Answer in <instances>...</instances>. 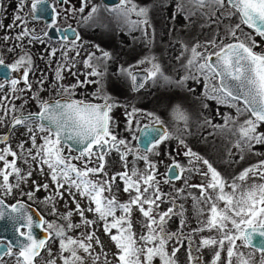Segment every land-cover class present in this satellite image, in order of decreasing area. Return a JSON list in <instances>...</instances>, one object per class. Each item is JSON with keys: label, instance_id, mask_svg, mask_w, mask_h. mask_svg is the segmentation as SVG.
<instances>
[{"label": "snow or ice", "instance_id": "6c2138e0", "mask_svg": "<svg viewBox=\"0 0 264 264\" xmlns=\"http://www.w3.org/2000/svg\"><path fill=\"white\" fill-rule=\"evenodd\" d=\"M45 0H34L31 8L36 10ZM198 7L215 6L218 9H224L227 16H239V23L234 27L227 29V36L231 37V42L224 43L223 40L217 43L215 40L208 41L205 45L199 43L190 49L184 46V51L190 52V57L184 65L187 74L179 81H172L166 76L161 65L157 62L155 56H146L140 60L139 64H150L151 67L146 70L144 80H140L137 74H134L129 68L121 67L119 69L122 75H126L130 81L133 90L138 91L144 87L147 80L156 81L157 78L167 83H176L183 85L189 79H204L203 97L206 100H216L221 104H228L236 107L237 118L226 117L225 125H212L213 127H227L228 124H237L239 115L249 114V118L239 123L236 132L240 139L235 147L243 151L245 146L251 147L253 143H264V133H257L259 124L264 123V53H257L253 49L257 47V42L252 39L249 34H244L243 38L237 35V31L241 30V25L254 30V32L264 38V0H191ZM121 7L119 12L125 18L131 29L139 28L145 36L148 35V28L151 26L148 18L149 8L138 6L134 0H120ZM177 10L183 11V5L177 4ZM84 12V8L79 9ZM97 7H92L90 13L83 17V23L87 24L97 13ZM135 15L138 19L132 20L131 16ZM20 20V16L15 17ZM31 36V33L25 29L17 37V40H23L25 37ZM7 39V37H6ZM31 39L39 40L38 36H31ZM77 35L72 41L68 51L76 50ZM31 42V40L29 41ZM150 42V41H149ZM207 45L212 46V51L207 50ZM22 47V45H21ZM99 57L96 53H89L84 61V67L89 69L85 75L84 81L77 80L70 86L60 84L63 80V72L65 70L71 72L75 64L71 65L57 64L54 69V82L52 88L57 89L58 99L49 98L42 99L39 91H43L44 79L38 81L41 86L39 91L32 97L37 102L38 110L36 112H28L25 114L23 108L17 109L14 104L4 103L9 97H0V126H4V121L10 116L11 121L8 125L15 128L18 125L24 126L30 133L31 146L25 149L24 144L19 145L21 153H26L23 162L28 163L29 160L35 161L41 172L46 166L49 171V177L52 184L51 193L45 198V203L52 206L51 215H57L58 209L55 204L58 199H63L66 190L72 196L75 202V209L60 214L57 220L51 222L45 220L41 226L45 227L49 238L55 237L59 241V259L62 264H84V257L80 252L93 255L94 248L92 241L96 245L103 248L100 239L95 235L94 231L80 233L79 236L73 237L68 232L76 228H91L96 223L85 216V211L92 212L96 217L103 221L104 232L109 236L110 241L115 245L117 253L115 257L118 264H153L154 258H159L160 264H177L176 253L180 250L179 246L183 245V240L188 239L191 243V235L185 237L182 230L177 232H169L165 229L167 219L172 215L179 214L183 217V205H180V211L177 213L176 198L171 194H165L160 189V181L157 179V166L149 158V154L158 155L155 150L165 140L173 138V134L167 129H163L164 121L156 113L148 112L145 115L152 121V124L145 125L142 129L144 134V150L143 153L134 148L125 139H120L113 131L112 110L119 106L114 99L104 91L102 83L106 75V62L111 59L108 51L99 49ZM204 48V51L198 49ZM56 50L50 53L55 56ZM76 56L79 51L76 50ZM65 61H67V51L64 52ZM72 59H75L74 57ZM95 61V62H94ZM0 66L3 69H10L13 72L23 71V83L28 90H31L32 84L29 82V73L33 71L32 56L28 52H23L19 58L11 64H5L3 58H0ZM198 74V75H197ZM88 77H96L95 80H89ZM13 93L23 91L17 89L20 83L17 79L10 82ZM98 85L97 91L93 93L99 103L75 99V89L84 84ZM4 84L0 83V89L4 88ZM189 91H192L189 89ZM19 99L20 97H14ZM244 107H240V103ZM204 107H208L204 104ZM136 108H132L126 115L129 120V128L131 121L136 116ZM19 112V115L16 113ZM174 116L177 120H181L187 127L188 116L179 105L173 109ZM205 123L211 124L210 120ZM161 126V127H157ZM40 136V143H37V135ZM179 144L184 145L186 151L183 155L189 157V165L191 167L185 169L179 162H175L168 169V177L171 179H180L184 171L197 172L206 179V183L188 184L185 179V185L188 188H197L200 196H192L194 204L199 215L204 214V209L200 208V204L208 205V218L201 221V227L194 229V232L216 230L219 238L208 236L200 240V245L204 248L214 249V255L211 264H220L221 254L225 252V264H252V256H245V253L239 251L241 247H256L262 255L260 264H264V241L260 245H253V237L255 234L264 237V160L245 168L238 176L231 181L226 180L221 173L213 166L209 160L200 156L189 148L185 141L179 137H175ZM9 136L7 134L0 135V144L5 147L0 148V162H3V168H0V187L4 189L5 194L13 190V185L9 182V177L15 174L17 184L19 181L26 179L21 176V169L17 167L16 161L20 159L17 152L11 145L7 144ZM135 139V137H134ZM68 141H72L79 146L78 154L72 155L73 151H77L72 145H67ZM67 145L68 153L65 154V146ZM115 150L123 164L124 171L118 172L111 178H107L105 172V157L111 151ZM133 156L134 160H142L145 168L141 171L136 167L135 163L129 169L128 157ZM9 157L13 159L9 160ZM240 159H243L241 155ZM73 161H81L80 165ZM206 166V170L202 171L197 164ZM94 165V166H89ZM103 174L104 179L93 180L92 176ZM32 175L29 171L26 176ZM259 179L261 182L247 184L249 177ZM119 178L123 182V191L129 194L126 202H121L112 194V185ZM165 180V182H169ZM67 185V189L65 186ZM43 188L49 190L47 183L37 185L36 191ZM226 188L230 191H226ZM78 192L82 197L87 198L89 205L87 209L81 207V204L75 200V194ZM177 194H183L184 189H177ZM109 195H105V193ZM34 192L26 195L29 199L34 197ZM165 195L171 197L172 207L166 211L158 212L160 203L163 202ZM223 203L224 207L219 205ZM3 201H0V205ZM136 208L144 222L142 224L143 231L139 234L133 231L132 211ZM117 211L121 215L117 216ZM12 212L18 213L21 217L25 216L26 209L23 203L12 205ZM78 213L80 216L79 223L72 222L73 214ZM4 217V213L0 211V219ZM167 218V219H166ZM27 232H20L25 237L26 243L21 245L18 259L21 264H35L36 258L46 248V240L37 239L32 232L33 218L30 214L26 215ZM184 220L181 219L180 226L183 228ZM231 225V227H229ZM23 226V225H22ZM115 230V231H114ZM175 240L176 247L171 252L168 250L169 241ZM240 241V245L237 244ZM51 257V250H48ZM5 254H12L9 246ZM104 264H109L107 254L105 253ZM143 256V260H141ZM99 255H95L93 264H98ZM195 260L199 264V258L193 257L191 249L189 250V261ZM46 264H57L55 258L47 260Z\"/></svg>", "mask_w": 264, "mask_h": 264}, {"label": "trees", "instance_id": "16d2710c", "mask_svg": "<svg viewBox=\"0 0 264 264\" xmlns=\"http://www.w3.org/2000/svg\"><path fill=\"white\" fill-rule=\"evenodd\" d=\"M134 2L138 6L148 7L150 10L148 18L151 26L147 36L139 28L130 30V26L119 12L120 3L109 7L101 0H88L91 8L95 6L98 11L87 24L83 23L82 19L78 26L79 38L83 43H90L94 47L98 45L99 49L111 54V59L104 62L106 64V75L104 76L106 92L123 109L128 108L126 113L130 112L132 108L145 113H156L164 121V125L173 134V137H181L189 148L209 160L228 181L239 175L244 167L264 160V143H253L250 148L245 146L243 151L235 147L240 139L236 128L239 123L249 118L248 113L239 115L236 125L228 124L227 127H213L212 125H225L226 117L237 118L236 107L221 104L216 100H206L203 95H157L162 92L166 93L174 87H177V92L202 93L205 83L202 77L199 80L189 79L183 85L167 83L157 78L155 82L148 80L140 91H134L130 86V79L119 71L121 67L129 68L130 65L127 62L130 59L155 56L164 74L170 77L172 81H179L187 74L184 65L190 57V52L184 51V46L190 49L197 43L205 45L210 40H215L217 43L222 40L224 43L231 42V37L227 36V29L239 23V16H227L223 14L224 9H218L215 6L198 7L191 0H134ZM178 3L183 5V11L177 10ZM90 11L91 9L88 14ZM88 14L86 13L85 16ZM85 16L83 15L82 18ZM131 19L136 20L138 18L132 15ZM244 34H249L251 37L257 35L254 30L242 24L237 35L243 38ZM94 50L96 56L99 57L101 52L96 47ZM207 50L211 52L212 46L207 45ZM198 51H204V48L198 49ZM96 91L97 89L85 94L92 95L90 98L80 99L99 101L93 95ZM204 104H207L208 107H204ZM176 105H179L186 112L188 116L187 127L183 121L174 124L173 109ZM240 107L243 108L244 105L240 103ZM111 116L114 122L113 131L118 138L127 140L131 146L137 148L133 140H128L124 136L125 133L129 132L127 115L125 114L126 120L120 129H117V122L112 113ZM205 120H210L211 124L205 123ZM137 126L136 128H138ZM259 126L263 127V130H257V133H264V123L259 124ZM168 141L170 139L162 143L168 144ZM111 153L110 155H112ZM241 155H243V159H240ZM129 158L132 164L144 163L142 160H134L131 155ZM149 158L153 162L156 159L154 154H149ZM160 189L165 193L161 185ZM182 196L183 194L176 198L175 202L181 204ZM163 203L172 205L168 195L163 198ZM117 213L121 215L120 211ZM118 214L117 216H119ZM44 216L46 220H49V215L45 212ZM175 218L174 215L170 219L166 218L165 229L167 231H181V226L180 229L176 226ZM132 224L133 231L139 234L142 225L133 222ZM183 243L186 245L184 244L185 248L181 251L182 259H184L185 264H190V249L192 256L197 257V254L192 251L195 241L191 237V243L188 239L183 240ZM204 257L208 261L207 256L204 255ZM192 264H196L195 260L192 261Z\"/></svg>", "mask_w": 264, "mask_h": 264}, {"label": "rangeland", "instance_id": "374dc122", "mask_svg": "<svg viewBox=\"0 0 264 264\" xmlns=\"http://www.w3.org/2000/svg\"><path fill=\"white\" fill-rule=\"evenodd\" d=\"M88 0H63V2L60 4L57 2V0H54V11H55V25L60 26V27H65V26H72L74 28L78 27L81 24L82 21V16L87 13L89 9L84 8L85 5H88ZM118 5V4H117ZM90 6V4H89ZM115 6V5H113ZM109 6V7H113ZM83 7L84 12H80L79 9ZM91 7V6H90ZM88 9V10H87ZM224 13V11H223ZM79 31V29H78ZM148 35H149V28H148ZM252 39H254L257 42V47L254 48L255 52L257 53H264V38L254 35L252 36ZM79 47L83 46L85 43L79 38V40L76 42ZM90 46L91 49H95V47L92 44H85ZM67 51V61H65L64 58V52ZM96 52V51H95ZM58 54H61L60 58V63L57 64H64L67 63L71 65L72 63L75 64V67L72 68L71 72L65 70L63 72V80L60 81V84L64 86H70L74 83L79 81H84L85 80V75L89 69H86L84 67V61L86 60V52H84L83 48L79 51V56H76V54L69 52L68 49L62 50ZM75 59H72V58ZM142 60L140 58L138 59H130L128 60V64L131 67V70H147L151 67L150 64L144 63V64H139L138 62ZM56 64V66H57ZM55 65H49L47 71H44V87L46 86V83L48 82V88H44V99H49V98H57V89L52 88L51 85L54 82V69L56 68ZM89 80H95L96 77H88ZM130 81V80H129ZM104 85V78L102 81ZM98 85L88 83L84 84L83 86L77 87L75 89V96L74 98H77V96L81 98H87L83 95L86 93H91V91L96 90ZM148 88V87H146ZM177 88V87H176ZM176 88L174 87L168 90L166 93H158L157 95H182L183 92H177ZM89 89L91 91H89ZM104 91L106 92L105 88ZM107 93V92H106ZM111 96V95H110ZM93 101V100H91ZM128 108H122L121 106H117L113 109L112 115L116 120V126L117 129H120L122 123L125 122L126 120V110ZM148 113V112H147ZM146 113L139 110L136 114V116L132 119L131 121V128H129V132L125 133L124 136L128 140H133L136 143V136L137 132L140 127L152 124V121L145 115ZM173 119H174V124H177L178 121L180 122L181 120H177L174 116L173 113ZM138 125V126H137ZM136 126L138 128H136ZM257 130L261 131L263 130V127L258 126ZM24 134V128L18 129L14 132V136L11 140V142L7 143L11 145L12 149L14 150V146L18 142V138ZM30 134V133H29ZM46 133H39L37 135V143H40V136L45 135ZM135 137V139H134ZM30 140V138H29ZM176 141V142H175ZM31 142V141H30ZM5 147L3 145L1 148ZM15 151V150H14ZM158 152V155L155 156V164L157 166V179L160 181V185L162 186L163 190L165 191L166 194H171V197L178 198L180 195L177 194V189H184V193L182 196V203L179 204L176 202V209L175 211L179 213L180 205H183V217H181L179 214L174 215L176 218V226L179 227L180 229V221L181 219L184 220V225L183 228L181 229L184 236H189L193 237L195 241V245L192 246V251L193 253L197 254L196 256L199 258V264H211V260L214 255V249L212 248H204L200 245V240L203 237H208V236H213L219 238V233L216 230L212 231H203V232H194V229H198L201 227V221H204L208 218V205L201 203L200 208L204 209V214L199 215L197 212V208L194 204V201L192 199V196H189L188 193H192L194 196H200V191L197 188H188L185 185V179L187 180L188 184H201V183H206V179L202 177L199 173L197 172H189V171H184L182 173V177L180 179H175V180H169V182H165L166 178V169L167 167L175 162H179L185 169L191 167L189 165V157H186L183 155L184 151H186L184 145H181L178 143L177 139L173 137L168 141L167 143H161L157 149L155 150ZM18 156L20 159H17L16 164L17 167L21 169V176H25L26 179L20 180L19 181V187H15L17 184L18 180L15 174L9 177V182L14 186L13 189L21 192L25 190V188H29L30 190L34 189L36 190L37 185H43L47 183L49 185V190L45 191L43 188H41V191L44 193V212L49 215V222L53 220H57L59 223H64L63 220H59L58 217L60 214L66 213L69 210H74L76 205L75 202L73 201L72 196L68 194L66 190L64 191V197L63 199H58L56 201V208L58 209L57 215H51L52 212V206L50 204L45 203V198L51 193L52 191V184L53 182L51 181L49 177V171L47 167H44V171L41 172L39 170L38 165L36 164L35 161L29 160L28 163H24L23 159L24 156H26V153H21L20 149H18ZM112 155H107L105 157L106 159V164H105V172L107 173V178H111L113 175H115L118 172L124 171L123 164L120 160L119 154H113ZM13 158L9 157V160ZM73 163H76L80 165L82 162L81 161H73ZM256 164V163H254ZM250 164L246 167H244L240 172H242L245 168L254 165ZM136 167H138L141 171L144 170L145 168V163L138 162L135 164ZM89 166H94V165H89ZM128 166L129 169L133 166L131 163V159L128 157ZM197 167H199L202 171L206 170V166H204L202 163L197 164ZM0 168H3V162H0ZM31 171L32 175L30 177H27L26 174ZM238 176V175H236ZM235 176V177H236ZM93 180L96 179H104L105 177L103 174L99 176H92L91 177ZM165 178V179H164ZM253 182L259 183L261 182L257 178H253L252 176L249 177V179L246 181L247 184H252ZM0 183H2V180H0ZM123 182L117 178V180L113 183L112 185V194H115V197L117 200L121 202H126L129 199V194L125 193L123 191ZM65 189H67V185L65 186ZM226 191H230V189L226 188ZM13 193V190L10 193L5 194L4 189L0 187V194L4 196L5 198H8V196ZM73 193L75 194V200L78 201L81 204V207L87 209L89 205V201L87 198L82 197L78 192H75V189H73ZM105 195H109V193H105ZM169 197V196H168ZM169 197V199H171ZM221 208L224 207L223 203L219 205ZM172 207L171 204H164L163 202L160 203L159 208L157 209L158 212H163L166 211L168 208ZM118 213H116L117 215ZM119 215V214H118ZM85 216L90 219V220H95L96 223L91 226V228H76L70 232H68V235L77 237L79 236L80 233H86L89 231H94L95 235L100 239V241L103 244V248H101L99 245H96L95 241H92L93 243V248L94 252L93 255H88L86 253H83V251L80 252V255L84 257V264H93V261L95 259V255L100 256V260L98 261V264H104L105 260V253L107 254V260L109 264H118V261L115 257V254L117 253V249L115 245L110 241L109 236L104 232L103 229V221L99 220L96 215L92 212L85 211ZM72 222L73 223H79L80 222V216L78 213L73 214L72 216ZM132 222L136 224H143L144 218L140 214V212L134 207L132 211V216H131ZM231 227V225H229ZM143 231V228L140 230V232ZM167 231V229H166ZM185 240V239H184ZM240 241H237V244L240 245ZM184 244L182 246L177 245V242L175 240L169 241L168 244V250L171 252L173 247L179 246V251L176 253V260L177 264H185L184 259H182V249L185 248ZM186 245V244H185ZM226 248L227 244L225 245V252H222L221 254V261L220 264H225V258H226ZM51 250V257L49 256L48 250ZM239 251H242L245 253V256H252L253 261L252 264H260V261L262 259V255L260 251H256L254 249H251L249 247H241L239 248ZM12 253V252H11ZM204 255L207 256L208 261H206ZM188 256V254H187ZM50 258H55L57 261V264H62V261L59 259V241L55 238L52 237V239L46 244V248L43 250L42 254L36 259L35 264H46L47 260ZM143 256H141V260H143ZM205 260V262H204ZM196 263V261H195ZM0 264H21V261L18 259V255L16 253L12 254H6L5 257L0 261ZM153 264H160L159 258H154ZM235 264V258L234 262Z\"/></svg>", "mask_w": 264, "mask_h": 264}, {"label": "flooded vegetation", "instance_id": "af4514ba", "mask_svg": "<svg viewBox=\"0 0 264 264\" xmlns=\"http://www.w3.org/2000/svg\"><path fill=\"white\" fill-rule=\"evenodd\" d=\"M33 2L34 0H0V58H3L5 64H11L14 63L19 58V56L26 51L31 54L33 60V66H32L33 71L30 72L28 76L29 82L32 84L31 90H28L26 85L23 83V71H24L23 68L20 71L13 72L10 69L5 70L3 69L2 66H0V83H3L5 85L3 89H0V97L7 95L9 99L8 101H4V103L14 104L17 109H20L22 107L25 114H27L28 112H36L38 110L37 102L34 99H32V97L39 91L41 87L38 81H40L42 78L44 79V71H47L46 68H48L49 65L56 66L57 63H60L61 54L58 53L61 52L62 50L71 47L72 41L75 39V38L71 39L67 35H64L63 38L57 40L53 38H49L46 35V32L49 27L52 26L55 29H65L67 27H72V26L60 27L55 25L54 0H48L52 10V21L50 23H46L44 18H33L32 17L33 9L31 8V4ZM57 2L61 4L63 0H57ZM84 8H88L89 10L91 9L89 5H85ZM38 13L39 15H44V6L42 4L38 6ZM16 16H20L21 19L16 20L15 19ZM78 28L79 27H76L74 29L77 32V35L79 36ZM25 29H27L31 33V36H38L40 39L39 40L31 39V36H29V37H25L23 40H17L16 37ZM30 40L31 42H29ZM81 48H83L84 52H86V59L89 53H93V52L96 53L94 49H91L90 46L85 44L81 47L77 45L76 50L80 51ZM53 49L56 50L55 56L50 55ZM76 50L69 52L76 54ZM12 79L19 80L20 83L17 85V89H24V90L16 91L15 93H13L11 90V85L9 83ZM48 84L49 83L47 82L45 87L48 88L49 87ZM130 86H131V82H130ZM45 87L43 84V89ZM89 91L91 90L89 89ZM39 95L42 99H44V90L39 91ZM182 95H202V93H183ZM83 96L90 98L92 95H83ZM14 97H20V98L15 99ZM80 98L81 97L77 96V98L75 99H80ZM86 101H91V100H86ZM0 115H2V113H0ZM16 115H19V112H17ZM10 121H11V117L9 119L7 118L4 121V124L6 123L5 127L0 126V135H3L7 131ZM22 128H24V134L18 138V142L13 147L17 153H18L19 145L21 143L24 144L25 149L31 146V142L29 140L30 134L28 130L21 125H18L14 129L13 128L11 129L7 143L11 142L14 136V132ZM3 145L4 144H0V148ZM111 152L114 154L115 153L118 154L115 150ZM67 153H68V148L66 145L65 154ZM71 154L76 155L77 152L73 151ZM29 192L35 193L32 199H29L28 196L26 195ZM0 197L8 205H13L17 202H24L29 206L33 207L42 217L41 225L44 224V221L46 220L44 216V193L43 191H41V189L39 191H36L34 189L30 190L27 187L25 188V190L21 192L13 189V193H11L8 196V198H5L1 194ZM34 221L37 224V226L36 228L32 229V232L37 239H40V235L43 233L46 225L42 227L40 225L39 219H34ZM27 231H28L27 227L21 225L18 230V234L20 235V232H27ZM51 239L52 238H49L47 243ZM0 243H8V242L6 240H0ZM11 252L16 253L19 257V251L17 249L11 248ZM36 259H38V257Z\"/></svg>", "mask_w": 264, "mask_h": 264}, {"label": "water", "instance_id": "95a60500", "mask_svg": "<svg viewBox=\"0 0 264 264\" xmlns=\"http://www.w3.org/2000/svg\"><path fill=\"white\" fill-rule=\"evenodd\" d=\"M101 1H102V3H104L107 6H113V5H117L120 3V0H101ZM42 5L44 6V15H39L38 8H37L36 10H33L32 17L33 18H44L46 23H50L52 21V10H51V7H50L48 0H45V2ZM46 35L49 38H53L56 40L63 38L64 35H67L69 38L74 39L77 36V32L72 27H67L65 29H55L54 27L51 26L48 28ZM132 72L134 74H137L138 78L140 80H144L145 75H146L145 70H134ZM146 83L144 84V86L146 85ZM131 87H132V85H131ZM143 88H140L138 91H140ZM134 91H136V90H134ZM58 98L59 97H57L55 99H58ZM91 102L99 103L100 101H91ZM148 125H150V124H148ZM157 127H161V126H157ZM143 128H144V126L139 128V130L137 132V136H136V146L142 152L144 150V143H143L144 134L142 131ZM11 129L12 128H10L8 126V129L4 134H7L9 136ZM163 129L168 130L166 125H163L162 130ZM67 145H72L73 148H76L77 151H75V152H77V154H78L79 146L75 145L72 141H68ZM173 164L174 163L170 164L166 169V177L168 179H169L168 169ZM171 180H175V179H171ZM0 201H3V204L0 205V211H2L4 213V217L2 219H0V240H6L8 242V243H0V260H1L4 257L5 252L9 246L11 248H14V249H17L18 251H20L21 245L27 242L25 238H23L22 236H20L18 234V230H19L21 225L27 227L26 215L30 214L32 216L33 228H36V226H37L34 219H39L40 225H41L42 217L33 207L29 206L28 204H26L24 202H17L15 204H13V205H19V203H23L25 205L26 214H25V216L21 217L20 214L12 212V205H8L1 197H0ZM40 239H44V240H46V242L49 240V234H48V232L45 231V229H44L43 233L40 235ZM262 241H264V237L259 236V234L257 233L253 237L252 244L253 245H260V243ZM249 248L254 249L256 251H259L256 247L249 246Z\"/></svg>", "mask_w": 264, "mask_h": 264}]
</instances>
